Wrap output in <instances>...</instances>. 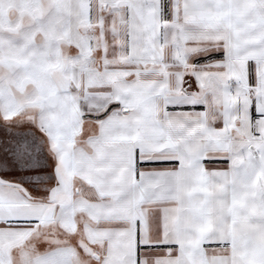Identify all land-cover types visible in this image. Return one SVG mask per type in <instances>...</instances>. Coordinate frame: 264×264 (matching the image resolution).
I'll list each match as a JSON object with an SVG mask.
<instances>
[{
	"label": "snow or ice",
	"instance_id": "1",
	"mask_svg": "<svg viewBox=\"0 0 264 264\" xmlns=\"http://www.w3.org/2000/svg\"><path fill=\"white\" fill-rule=\"evenodd\" d=\"M0 264H264V0H0Z\"/></svg>",
	"mask_w": 264,
	"mask_h": 264
},
{
	"label": "rangeland",
	"instance_id": "2",
	"mask_svg": "<svg viewBox=\"0 0 264 264\" xmlns=\"http://www.w3.org/2000/svg\"><path fill=\"white\" fill-rule=\"evenodd\" d=\"M17 12H18V10H17L15 4L10 5L9 8L7 9V15L12 19L16 18Z\"/></svg>",
	"mask_w": 264,
	"mask_h": 264
}]
</instances>
